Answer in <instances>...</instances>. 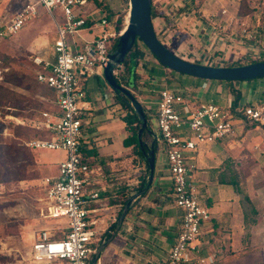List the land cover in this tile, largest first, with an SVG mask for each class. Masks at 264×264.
I'll use <instances>...</instances> for the list:
<instances>
[{
  "label": "crops",
  "instance_id": "0c3cea01",
  "mask_svg": "<svg viewBox=\"0 0 264 264\" xmlns=\"http://www.w3.org/2000/svg\"><path fill=\"white\" fill-rule=\"evenodd\" d=\"M251 1L256 3V9L250 14L240 15L241 0H175L174 8L167 12L165 17L173 20L177 28L171 34V40H165L174 53L191 63L229 67V63H234L235 59L240 57L246 61L245 65L251 64L252 61L246 60L247 55L264 47V0ZM182 3L188 9L187 15L181 14L182 9H179V6ZM104 7L111 10L108 0L89 1L84 17L90 25L69 38V45L73 49L81 51L86 44L100 36L103 29L101 21L106 17ZM181 16L189 19L183 17L182 24L179 22ZM153 20L155 31L162 32L156 24L162 23V30L165 22H162V19L157 22L154 17ZM243 24L251 28L258 26L260 40L242 43L238 37L234 43H228L226 37L239 35ZM42 59L53 62V50L42 56ZM102 73L103 71L98 70L90 79L99 77ZM90 79L85 84V90L91 109L84 121L81 143L86 162L90 163L92 168L98 169L95 182L89 188L92 193H99V198L91 201L89 205L91 219L96 222L97 247L115 225L118 214L123 209L122 201L137 193L134 190L144 171L133 167L131 149L123 145L128 133L120 118L121 111L115 93L111 88L108 90L110 92L90 88ZM193 79L185 80L186 83L197 86L194 90L197 93L195 102L191 104L188 100L191 109L206 102L231 107L235 98L230 85L217 82L201 83L196 78ZM263 84V81L250 84L237 82L232 86L242 92L243 101L240 108L264 103L260 99ZM253 87L257 89L253 90ZM236 124L234 136L199 146L188 161L191 166V182L212 215V220L203 225L198 242L201 249L199 255L205 260L203 264H228L229 252L240 251L241 242L244 241V236H247L244 225L246 213L244 214L242 207L243 196L232 186L221 184L219 176L228 170L231 174L229 166L234 162L238 171L237 163L243 157L242 154H251L257 161L264 160V126L245 125L240 118ZM60 155L58 162L63 157ZM166 164L165 154L161 160L156 159L152 186L135 202L121 229L101 254L98 264H166L178 237L183 215L174 204Z\"/></svg>",
  "mask_w": 264,
  "mask_h": 264
},
{
  "label": "built area",
  "instance_id": "2783aa9c",
  "mask_svg": "<svg viewBox=\"0 0 264 264\" xmlns=\"http://www.w3.org/2000/svg\"><path fill=\"white\" fill-rule=\"evenodd\" d=\"M89 1L38 0L52 17V10L60 7L66 22L61 25L53 17L58 34L53 46L55 60L34 59V65L42 68L37 74L38 82L56 92L58 111L56 114L44 112L41 123L55 135L52 139L31 141L26 146L63 155L58 162V175L45 178L43 184L44 218L64 222V227L56 233L46 229L39 232L30 250L31 264H90L96 251V222L91 219L89 205L99 198V193H92L89 188L95 182L98 169L84 161L81 143L84 121L91 109L85 84L98 70H104L115 40L124 30L118 32L103 19L100 36L81 51L73 49L69 38L77 35L87 21L75 7L85 6ZM36 13L35 5H26L0 24V38L18 34ZM258 28L243 24L239 35H228L226 40L231 44L239 37L242 43L258 42L261 38ZM160 33L156 31L163 43ZM240 60L237 57L234 62ZM246 60L263 61L264 47L247 55ZM157 85L159 98L150 123L158 131L156 144L160 143L165 151L174 204L183 213L179 234L166 264H203L205 260L199 255L198 242L203 225L212 220V215L191 182L190 155L201 145L234 136L238 118L245 125L264 126V103L232 111L229 106L206 102L191 109L183 91L173 90L162 82ZM59 233L65 237L58 238Z\"/></svg>",
  "mask_w": 264,
  "mask_h": 264
},
{
  "label": "rangeland",
  "instance_id": "374dc122",
  "mask_svg": "<svg viewBox=\"0 0 264 264\" xmlns=\"http://www.w3.org/2000/svg\"><path fill=\"white\" fill-rule=\"evenodd\" d=\"M122 0H108L110 8L113 12H118L121 7ZM156 8L154 19L165 23L162 26L157 23L160 28L161 36L168 41L171 40L173 32L177 28V24L171 19L168 20L167 12L174 8L175 0H152ZM258 2V1H257ZM33 4L36 8L34 15L21 31L12 37L0 38V55L7 57L9 68L0 71V83H2L1 72L23 71L31 76H36L42 71L34 65L36 57L42 58L48 52L53 50L54 43L58 37L54 18L59 24H65L66 20L62 14L60 7L52 10V15L41 5L38 0H0V24L6 22L8 18L17 12L21 11L26 5ZM88 4L82 7H75V10L80 9L83 16L88 11ZM176 8V7H175ZM182 9L181 14H188L184 7V3L179 6ZM186 16L179 17V22H184ZM127 18L125 25H127ZM189 19V18H188ZM159 24V25H158ZM125 29V28H124ZM142 47V43L137 42ZM172 51V47H168ZM143 49V47H142ZM136 61V60H135ZM138 62L135 69L137 75L134 84L133 94L135 98L145 107V113L148 116H154L156 113V102L159 98L158 83L162 82L169 88L177 91H183L184 96L190 103L195 102L197 86L186 83V79L192 77L184 76L176 73L171 82L150 77V69L159 65L158 61L147 53L143 61ZM245 60L234 62V64L243 65ZM230 66L233 63H229ZM170 70H166L169 74ZM128 72L125 74L127 75ZM175 73V72H174ZM118 74V71H116ZM119 78L121 75L119 73ZM198 82L204 83L205 80L196 79ZM213 83L212 81H209ZM157 83V84H156ZM124 85V84H123ZM157 85V86H156ZM10 89L23 94L27 98H31L35 102V109H30L24 112L23 117H15L12 115L14 110L6 114L5 110L0 109V143H12L13 140L26 146L27 143L35 141L31 139H46L48 134L42 126L43 113H57V107L50 90L44 85L38 84V89L34 95L22 89L7 85ZM90 88L94 90L108 91L109 86L104 79L103 73L99 77L90 79ZM189 88V89H188ZM193 90V91H190ZM187 90V91H186ZM188 90L190 93H188ZM110 92V91H108ZM186 92V93H185ZM203 96V93L201 94ZM200 96V97H202ZM222 101V99L220 100ZM216 102V101H215ZM220 103V102H218ZM242 107V106H241ZM7 110V109H6ZM153 132L158 133L156 128ZM151 144V140H147ZM156 159L159 161L163 158L165 151L160 143L156 144ZM36 158L35 179L24 181H9L0 183V264H31L30 250L37 235L42 230L46 229L52 233L59 232L60 228L64 227V222H52L44 218V199L45 186L43 180L50 176L58 175V158L61 157L57 153H49L48 151L33 152ZM241 160L238 162L240 172L239 181L243 190L250 197L252 204L256 207L258 214L256 223L248 230L249 234L244 236L242 248L234 253L229 252L228 264H264V160L257 161L251 154H242ZM166 167L168 165L166 164ZM143 172V171H142ZM145 174V172H143ZM244 214L247 213L249 207L242 201ZM121 232V231H120ZM247 233V231H246ZM60 235V233H59ZM95 246V248L97 249Z\"/></svg>",
  "mask_w": 264,
  "mask_h": 264
},
{
  "label": "trees",
  "instance_id": "16d2710c",
  "mask_svg": "<svg viewBox=\"0 0 264 264\" xmlns=\"http://www.w3.org/2000/svg\"><path fill=\"white\" fill-rule=\"evenodd\" d=\"M256 6L257 5L256 3H254V1L241 0L240 15H247L252 13L256 9ZM104 10L106 11L105 19L111 25H113L118 32L123 31L124 28L126 27L125 19L129 13V0H123L120 10L116 13L112 12L109 8L104 7ZM155 11L156 8L152 1L153 23H154L153 16L155 14ZM89 25L90 23L86 21L84 28H87ZM118 40L119 37L115 40L114 46L111 49V53H113L116 50ZM141 45L143 49L140 45H138V43H136L131 53L124 60L123 65L125 69L124 71L122 70L120 72L122 82L120 83L119 81H117L119 84H124L126 86L130 84L131 86L134 87L137 78L135 69L138 66V62L136 61H143L147 53L149 52L148 49L143 44ZM6 62H8V58L0 55V71L5 68L10 69V67L8 66V64H6ZM258 62H262V61H252L251 64ZM243 65H238L233 63L229 67H238ZM166 70L168 69H166L165 67L159 64L158 66L151 68L149 74L150 77L152 78L166 80V82L170 83L171 79L176 74V72L174 73L173 71H169L168 74L167 72H165ZM126 72H128L127 75L125 74ZM1 75H2V83H0V109L7 111L5 112L6 114H9L11 110H14V112H12V115H14L15 117H23L25 115L24 114L25 111L30 109H35L34 100L25 97L23 94L15 92L14 90L10 89L7 85H11L15 88L22 89L24 91L29 92L31 95H34L39 87L38 86L39 82L37 80V77L26 74L23 71H11V70H9L8 72H1ZM257 81L264 82V79H258V80L246 81V82L250 84ZM205 82H209V81H205ZM212 82H217V81H212ZM217 83L228 84L231 86V93L235 98V100L231 104V109L232 111H235L236 109L240 108L242 106L241 103L243 101V95L241 91L232 87L235 83L233 82H217ZM256 89L257 87H253V90ZM49 90L52 93L54 100H56V92L51 89ZM116 97H117V103L119 104L121 111L120 118L123 124L125 125V129L128 133V136L124 140L123 145L124 147L131 149V156L133 158V163H132L133 167L139 168L145 172V174L142 177H140L141 181L134 190V192L136 193L141 189L144 183L147 182L149 176V163L145 158L143 152L141 151L138 141V131L141 128V123L136 113L134 112L133 107L130 106L127 102L123 101L119 95H116ZM260 99L264 101V84H263V89L260 93ZM143 110L145 111L144 106H143ZM146 116L148 120L149 129L153 131L152 125L150 123V116H148L147 114ZM46 133L48 134V138L46 139H52V137L55 135V133L50 130H46ZM31 139L43 140V139H35V137H32ZM148 139H150L152 142V137L148 133H145L143 136L144 142L147 143ZM156 150L157 148L155 145V153ZM39 151H43V150L22 146L21 143L15 140H13L12 143H0V183H7L8 180L17 182V181L35 179L36 176L34 171L36 170V158L33 152H39ZM84 161L86 162L85 156H84ZM87 164L90 165V163L88 162ZM235 165L236 164L234 162L231 167L229 166V169L232 170L231 174L228 173L229 172L228 170L227 172L219 176V181L221 184L232 186L238 194L243 196V202L248 205L249 209L244 217V225L248 235L249 228L256 223V219L252 217H256L258 211L256 207H254V205L252 204V201L248 196V194L243 190L241 183L239 181L240 172L239 170L237 171L235 169ZM127 201L128 198L122 201L121 206L124 207ZM113 232H114V226L111 228L106 238L110 237ZM64 237L65 235L62 234L58 235V238H64ZM2 259L3 258L0 257V260Z\"/></svg>",
  "mask_w": 264,
  "mask_h": 264
},
{
  "label": "water",
  "instance_id": "95a60500",
  "mask_svg": "<svg viewBox=\"0 0 264 264\" xmlns=\"http://www.w3.org/2000/svg\"><path fill=\"white\" fill-rule=\"evenodd\" d=\"M138 41L148 49L161 66L184 76L205 81L233 83L264 79V61L238 67H210L191 63L180 58L170 51L156 34L152 21V0H129L127 25L119 37L116 50L109 55V61L103 70V76L115 95H119L123 101L132 106L140 120L141 128L138 131V141L141 151L149 163V176L141 189L128 199L114 225V232L110 237L102 240L90 264H98L101 254L121 229L135 202L146 194L154 181L156 135L149 129L147 116L141 103L135 98L131 90L119 84L115 77V72L123 64ZM145 133L152 137L151 144L144 142L143 136Z\"/></svg>",
  "mask_w": 264,
  "mask_h": 264
},
{
  "label": "flooded vegetation",
  "instance_id": "af4514ba",
  "mask_svg": "<svg viewBox=\"0 0 264 264\" xmlns=\"http://www.w3.org/2000/svg\"><path fill=\"white\" fill-rule=\"evenodd\" d=\"M163 44L168 48V47H170L169 46V44H167V41L165 40V38L163 37ZM169 49V48H168ZM171 51V50H170ZM173 52V51H172ZM124 69H125V67H124V65L122 64L120 67H119V69L117 70L118 71V74H116V72H115V77H116V79H117V81H119L120 83L122 82V80H121V78H119L118 77V75H119V73L123 70L124 71ZM123 87H125V88H127V89H130L131 90V92L133 93V89L132 88H134L133 86H131L130 84H128L127 86L126 85H123V84H121ZM134 95V94H133Z\"/></svg>",
  "mask_w": 264,
  "mask_h": 264
}]
</instances>
